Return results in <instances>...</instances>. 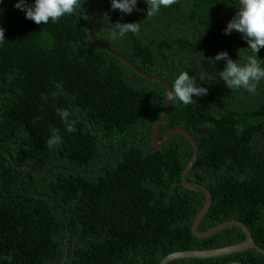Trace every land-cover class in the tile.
Masks as SVG:
<instances>
[{
    "label": "trees",
    "instance_id": "obj_1",
    "mask_svg": "<svg viewBox=\"0 0 264 264\" xmlns=\"http://www.w3.org/2000/svg\"><path fill=\"white\" fill-rule=\"evenodd\" d=\"M237 2L176 0L148 17L141 0V11L122 18L110 0H85L74 14L40 25L16 0L0 4L7 40L0 46V148L14 160L0 151V264H160L174 252L245 239L238 228L193 236L205 196L181 185L192 145L181 134L159 150L151 144L166 88L90 42L89 16L93 37L142 73L169 85L181 71L205 76L207 95L170 104L159 138L183 128L197 143L188 180L212 199L200 231L239 221L264 251V81L255 94L228 89L217 78L224 62L211 60L220 51L241 63L251 55L239 33H223ZM117 22L139 23L140 31L113 39ZM57 109L70 112L75 133L66 132ZM52 127L61 144L48 145ZM234 261L264 264V256L247 250L169 264Z\"/></svg>",
    "mask_w": 264,
    "mask_h": 264
},
{
    "label": "clouds",
    "instance_id": "obj_2",
    "mask_svg": "<svg viewBox=\"0 0 264 264\" xmlns=\"http://www.w3.org/2000/svg\"><path fill=\"white\" fill-rule=\"evenodd\" d=\"M4 0H0L3 4ZM85 0H16L13 5L25 14V18L37 25L55 23L64 16L74 14L82 8ZM141 0H110L111 10L123 15H131L139 12ZM147 5L146 16L153 17L159 14L162 8L171 7L176 0H143ZM236 11L223 29L224 35H230L233 31L239 33L247 43L251 55L246 62H238L230 58L227 51L218 52L211 58L214 65L224 62L222 70H218L217 78L231 90L244 89L255 94L261 81H264V59L258 56L264 49V0H238ZM2 11V10H0ZM140 24L131 22H117L112 28L110 35L113 39H119L128 33H139ZM7 43L6 29L0 24V46ZM205 76L190 75L188 71H181L170 84L167 90V101L189 105L195 100L208 93V87L201 86ZM205 85V84H204ZM196 102V100H195ZM57 115L61 118L68 133H75L77 128L75 121L69 119L70 112L66 109H57ZM51 136L47 141L49 146L61 144L63 136L60 130L52 127Z\"/></svg>",
    "mask_w": 264,
    "mask_h": 264
},
{
    "label": "water",
    "instance_id": "obj_3",
    "mask_svg": "<svg viewBox=\"0 0 264 264\" xmlns=\"http://www.w3.org/2000/svg\"><path fill=\"white\" fill-rule=\"evenodd\" d=\"M94 17L93 16H89V24H88V36L90 39V42H92L93 44L97 45L98 47H100L101 49L107 51L109 54H111L112 56L118 58L119 60H121L122 62H124L126 65H128L136 74H138L140 77H142L143 79L149 81V82H153V83H158L163 85L166 88V92L168 90V87L170 86L169 83L165 80H162L160 78H155V77H151L148 76L144 73H142L137 67H135L130 61H128L126 58H124L123 56H121L120 54L108 49L107 47H105L103 44L99 43L92 34L91 31V26H92V21H93ZM170 107V103L167 101V95H166V100H165V105L162 111V114L153 130V134H152V138H151V144L153 146V148L159 150L162 147L165 146V144H167L170 140H172L177 134H181L184 135L189 142L192 145L193 148V154L192 157L189 161V163L187 164V166L185 167L182 176H181V185L189 190V191H193V192H197L200 194H203L205 196V204L202 207L201 211L199 212V214L197 215V217L195 218L193 225H192V234L196 239H207L209 237L215 236L219 233H221L222 231L229 229V228H238L240 229L244 236L245 239L244 241H242L241 243L238 244H234V245H230V246H226L223 248H218V249H214V250H190V251H181V252H174L169 254L168 256H166L161 262L160 264H169L170 262L176 261V260H180V259H212V258H220V257H224V256H229V255H233V254H238V253H242L245 252L247 250H256L259 253H261L264 256V251L257 246V244L255 243L251 232L249 230V228L243 224L242 222L239 221H228V222H224L222 224L217 225L216 227L205 231V232H201L200 231V225L203 221V219L205 218V216L207 215L212 199H211V195L209 193V191L202 185H198V184H192L189 182L188 178H189V173L190 170L192 168V166L194 165V163L197 160L198 157V146L197 143L195 141V139L193 138V136L185 129L183 128H176L173 129L172 131H170L165 137H163L162 139L159 138V132L161 129V126L163 125L166 116L168 114V110ZM0 151L3 152L4 154H6L10 160V162L14 165V160L13 158L10 156V154L0 148ZM16 167V166H15ZM18 168V167H17ZM20 170H29L30 173H37V172H44V171H36L31 167H24V168H18ZM67 259V254L65 256V258L63 259V262H65ZM227 264H243L241 262H229Z\"/></svg>",
    "mask_w": 264,
    "mask_h": 264
},
{
    "label": "bare ground",
    "instance_id": "obj_4",
    "mask_svg": "<svg viewBox=\"0 0 264 264\" xmlns=\"http://www.w3.org/2000/svg\"><path fill=\"white\" fill-rule=\"evenodd\" d=\"M213 1V0H212ZM2 8V7H1ZM3 9V8H2ZM5 18H6V16H5ZM4 25H6V24H4ZM101 35V34H100ZM238 35V34H237ZM37 39V38H36ZM36 42V41H35ZM246 51V50H245ZM8 63V62H7ZM51 157V156H50ZM46 158V157H45ZM45 161V160H44ZM10 167V166H9Z\"/></svg>",
    "mask_w": 264,
    "mask_h": 264
}]
</instances>
